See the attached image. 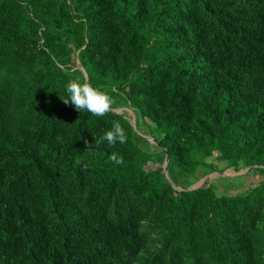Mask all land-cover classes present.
Instances as JSON below:
<instances>
[{
	"label": "trees",
	"instance_id": "16d2710c",
	"mask_svg": "<svg viewBox=\"0 0 264 264\" xmlns=\"http://www.w3.org/2000/svg\"><path fill=\"white\" fill-rule=\"evenodd\" d=\"M167 156L264 166V0H0V264H264V181Z\"/></svg>",
	"mask_w": 264,
	"mask_h": 264
},
{
	"label": "clouds",
	"instance_id": "9594fccd",
	"mask_svg": "<svg viewBox=\"0 0 264 264\" xmlns=\"http://www.w3.org/2000/svg\"><path fill=\"white\" fill-rule=\"evenodd\" d=\"M66 98L62 99L65 104L71 103L79 112L87 111L95 116H103L113 107V99L106 92L93 86L89 82H81L77 79H70L65 85ZM109 146L116 143L124 144L127 135L120 123L114 122L110 129L106 130L100 137ZM117 163H122V156L112 155Z\"/></svg>",
	"mask_w": 264,
	"mask_h": 264
},
{
	"label": "rangeland",
	"instance_id": "374dc122",
	"mask_svg": "<svg viewBox=\"0 0 264 264\" xmlns=\"http://www.w3.org/2000/svg\"><path fill=\"white\" fill-rule=\"evenodd\" d=\"M123 112V111H122ZM128 112V118L131 120L134 118V113L131 111ZM215 163L219 164L217 165L219 167L218 172H221V169L224 168V162L222 158H214L213 159ZM221 166V167H220ZM245 170L241 171L244 172ZM227 175H236L237 172L234 170H227L225 172ZM220 175L214 174L211 179H209L210 183H213L217 185L219 190L224 193H230V194H238L243 193L251 188H254L258 185H260L264 181V175L257 171H251L249 174H246L244 176L233 178L230 182L227 180L220 179ZM203 181V179H202ZM201 181V182H202Z\"/></svg>",
	"mask_w": 264,
	"mask_h": 264
},
{
	"label": "water",
	"instance_id": "95a60500",
	"mask_svg": "<svg viewBox=\"0 0 264 264\" xmlns=\"http://www.w3.org/2000/svg\"><path fill=\"white\" fill-rule=\"evenodd\" d=\"M84 71V70H83ZM85 72V71H84ZM85 76L87 78V82H88V75L87 73L85 72ZM123 110H114L115 113H122ZM128 111H131V110H128ZM132 112V111H131ZM129 119V118H128ZM131 125L134 127L135 131L138 132V127H137V122H136V116H134V118H132L131 120L129 119ZM139 133V132H138ZM144 138H146L147 140H149L150 142L156 144V141L153 137L151 136H144ZM169 162H170V157L167 156L166 157V160H165V163H164V173H165V176H166V179L168 180V182L172 183L171 180H170V177H169ZM257 167H261V168H264V166H251L249 167L248 169H246L244 172H238L236 175H227L225 172L224 173H219V172H214L208 176H206L203 181L201 182H198L197 184H195L194 186L192 187H189V188H182V187H177L175 184L172 183L173 187H175L176 189H178L179 191H196L198 189H201L203 188L204 186H208L209 185V179H211L213 177L214 174H218L220 175V177L222 178H237V177H241V176H244L246 174H249L251 171H253L255 168Z\"/></svg>",
	"mask_w": 264,
	"mask_h": 264
}]
</instances>
